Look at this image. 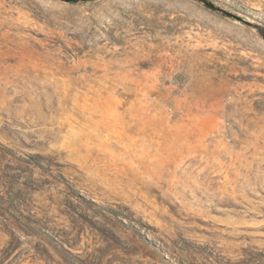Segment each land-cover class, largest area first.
<instances>
[{
    "label": "rangeland",
    "instance_id": "rangeland-1",
    "mask_svg": "<svg viewBox=\"0 0 264 264\" xmlns=\"http://www.w3.org/2000/svg\"><path fill=\"white\" fill-rule=\"evenodd\" d=\"M0 264H264V0H0Z\"/></svg>",
    "mask_w": 264,
    "mask_h": 264
},
{
    "label": "water",
    "instance_id": "water-1",
    "mask_svg": "<svg viewBox=\"0 0 264 264\" xmlns=\"http://www.w3.org/2000/svg\"><path fill=\"white\" fill-rule=\"evenodd\" d=\"M67 1H73V0H67Z\"/></svg>",
    "mask_w": 264,
    "mask_h": 264
}]
</instances>
